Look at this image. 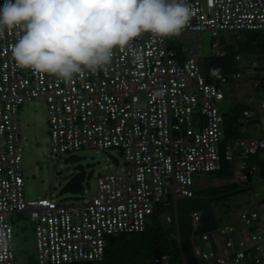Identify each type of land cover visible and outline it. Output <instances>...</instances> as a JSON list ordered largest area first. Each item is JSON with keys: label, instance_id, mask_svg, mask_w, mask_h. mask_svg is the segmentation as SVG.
<instances>
[{"label": "built area", "instance_id": "built-area-1", "mask_svg": "<svg viewBox=\"0 0 264 264\" xmlns=\"http://www.w3.org/2000/svg\"><path fill=\"white\" fill-rule=\"evenodd\" d=\"M185 2L193 14L179 35L181 51L172 47L170 37L142 33L131 45L134 51L116 48L110 64L71 81L21 68L10 51L21 29L0 34V264L16 261L15 228L9 222L14 212L29 211L34 223L37 257L31 264L102 262L110 236L144 231L158 207L172 206L174 215L161 212L160 218L176 222L178 198L193 197L196 175L219 171L223 157L234 164L232 181L246 182L258 174V164L250 159H264V134L226 144L220 104L227 99L225 86L240 83L254 105L243 112L242 129L264 131V69L258 57L246 60L239 54L235 72L213 74L211 65L203 64V40L204 32H210L207 51L225 56L220 32L264 30V0ZM3 4L0 0V8ZM136 51L143 56L140 62ZM37 97L48 103L54 152L116 147L125 155L124 173L99 176L87 202L25 198L18 110ZM201 118L204 124L195 126ZM239 220L240 227L219 225L193 235L199 264H264L262 210L245 211ZM192 221L196 230L199 211L192 213ZM169 261L164 254L154 264Z\"/></svg>", "mask_w": 264, "mask_h": 264}, {"label": "clouds", "instance_id": "clouds-1", "mask_svg": "<svg viewBox=\"0 0 264 264\" xmlns=\"http://www.w3.org/2000/svg\"><path fill=\"white\" fill-rule=\"evenodd\" d=\"M192 14L185 0H4L0 34L21 29L10 49L21 68L71 81L110 64L116 48L134 51L142 33L178 37Z\"/></svg>", "mask_w": 264, "mask_h": 264}, {"label": "rangeland", "instance_id": "rangeland-1", "mask_svg": "<svg viewBox=\"0 0 264 264\" xmlns=\"http://www.w3.org/2000/svg\"><path fill=\"white\" fill-rule=\"evenodd\" d=\"M260 32L264 37V30ZM244 33L245 31L234 33L231 30H222L220 37L224 44L233 45L237 35ZM210 39L211 33L204 32L205 52L208 50L205 46L210 43ZM170 43L174 49L181 51L183 43L179 36L170 37ZM248 58V55L245 56L246 60ZM225 93L228 96L227 100L230 98V103L224 101L220 104L223 113L238 103H251L247 96V88L240 83H230L225 86ZM256 99L260 101L262 96H257ZM18 115L23 154L21 161L24 176L23 191L27 200H36L47 196L53 197L56 202L82 204L95 195L99 176L114 172L124 173L125 155L120 148L104 150L87 148L66 153L54 152L50 138L48 103L45 98L37 97L26 100L19 108ZM262 115L264 117L263 109ZM244 134L247 137H261L264 131L261 128L256 129L250 126ZM222 139H224V132H222ZM237 175L240 176V173L238 172ZM75 176L82 178V189L80 191L65 190L66 185ZM203 179H206L207 183L216 185L217 178L213 179L211 174L196 175L198 185L203 183ZM226 182L227 185H232L236 181L227 180ZM238 184L236 189L239 191L231 195L228 200L216 201L214 204L220 226L240 227L239 216L245 211L262 210L264 216V208L261 209L262 199H264V179L260 174L252 177V186L242 180H238ZM182 199L183 197H179L178 200ZM172 203L174 202L172 201ZM9 222L15 227V264L35 262L37 242L30 212H14L10 214Z\"/></svg>", "mask_w": 264, "mask_h": 264}, {"label": "trees", "instance_id": "trees-1", "mask_svg": "<svg viewBox=\"0 0 264 264\" xmlns=\"http://www.w3.org/2000/svg\"><path fill=\"white\" fill-rule=\"evenodd\" d=\"M239 54L258 56L261 68L264 69L263 34L260 31H245L233 45L226 46L225 56L216 57L206 51L205 61L211 65L213 74L221 72L230 75L238 69L237 55ZM260 78L262 79L261 89L264 91V75ZM253 108L252 103H238L223 113V141L226 144L233 139L246 137L240 119L245 110ZM250 163L258 164V174L264 179V159L254 157L250 159ZM209 174L213 179L223 181L218 185L197 186L193 197H183L182 200H178L176 222L167 224L160 218L161 212L174 215L175 211L172 206L158 207L157 211L151 215L144 231L110 236L102 262L82 261L71 264H154V259L164 254L169 256V264H199L194 251L196 241L193 235L218 227L219 220L215 211V202L228 200L231 195L239 191L236 189L239 185L238 180L233 183L234 185H227L226 181H232L235 172L234 164L224 157L222 168ZM81 181V177L75 176L66 185L65 190L80 191ZM246 182L247 184L252 183V179ZM262 202L264 204V199ZM195 211L201 213V221L196 230L192 221V213Z\"/></svg>", "mask_w": 264, "mask_h": 264}, {"label": "crops", "instance_id": "crops-1", "mask_svg": "<svg viewBox=\"0 0 264 264\" xmlns=\"http://www.w3.org/2000/svg\"><path fill=\"white\" fill-rule=\"evenodd\" d=\"M256 57H258V56H256ZM259 59V58H258ZM204 63H206V61L205 60H203V64ZM264 63V62H263ZM228 97V96H227ZM226 101L228 102V103H230V98L227 100L226 99ZM204 124V118H201V119H198L197 120V123H195V126H198V127H201L202 125ZM221 182H216V184H220ZM206 184H210V183H207V180L205 179V183L203 184V183H201L200 185H198V183H197V186H203V185H206ZM15 228V227H14Z\"/></svg>", "mask_w": 264, "mask_h": 264}]
</instances>
